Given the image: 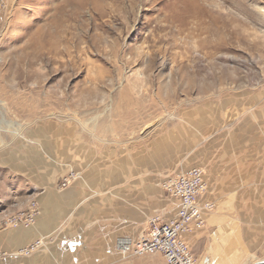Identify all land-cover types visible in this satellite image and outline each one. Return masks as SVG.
Instances as JSON below:
<instances>
[{
  "label": "rangeland",
  "instance_id": "obj_1",
  "mask_svg": "<svg viewBox=\"0 0 264 264\" xmlns=\"http://www.w3.org/2000/svg\"><path fill=\"white\" fill-rule=\"evenodd\" d=\"M263 113L264 0H0V130L43 129L62 190L86 162L132 161L175 131L260 130Z\"/></svg>",
  "mask_w": 264,
  "mask_h": 264
},
{
  "label": "crops",
  "instance_id": "obj_2",
  "mask_svg": "<svg viewBox=\"0 0 264 264\" xmlns=\"http://www.w3.org/2000/svg\"><path fill=\"white\" fill-rule=\"evenodd\" d=\"M5 132L0 130V264H120L117 239L137 240L152 218L177 217L180 203L162 190L158 176L192 167L205 173L201 202L213 206L206 223L213 215L214 223L229 219V227H203L184 237L196 264L264 260L240 261L245 254L264 255V227H250L264 226V128L251 121L214 135L207 128L196 137L175 131L149 141L147 154L132 161L86 162L81 177L64 190L59 163L46 169L43 129L30 140ZM32 202L39 211L33 226L6 224ZM36 243L33 253L20 254Z\"/></svg>",
  "mask_w": 264,
  "mask_h": 264
},
{
  "label": "built area",
  "instance_id": "obj_3",
  "mask_svg": "<svg viewBox=\"0 0 264 264\" xmlns=\"http://www.w3.org/2000/svg\"><path fill=\"white\" fill-rule=\"evenodd\" d=\"M66 186L67 182H64L63 187ZM162 188L167 195L179 201L177 217L166 222L159 216L152 218L147 233L137 240L126 237L117 239L116 250L122 258L158 255L163 258L164 264H196L184 237L202 229L206 214L213 209L211 203L201 202L208 188L205 173L200 168H192L167 179ZM38 214V205L32 202L29 209L9 218L6 224L12 228L28 229L35 224ZM34 248L32 245L20 254L28 255Z\"/></svg>",
  "mask_w": 264,
  "mask_h": 264
},
{
  "label": "water",
  "instance_id": "obj_4",
  "mask_svg": "<svg viewBox=\"0 0 264 264\" xmlns=\"http://www.w3.org/2000/svg\"><path fill=\"white\" fill-rule=\"evenodd\" d=\"M255 264H264V260L263 261H260V262H257Z\"/></svg>",
  "mask_w": 264,
  "mask_h": 264
}]
</instances>
